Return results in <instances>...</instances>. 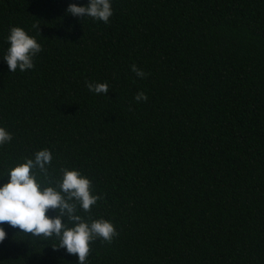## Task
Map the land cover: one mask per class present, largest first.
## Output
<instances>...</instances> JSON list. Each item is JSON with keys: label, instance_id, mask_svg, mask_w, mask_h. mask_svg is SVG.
Returning a JSON list of instances; mask_svg holds the SVG:
<instances>
[{"label": "trees", "instance_id": "16d2710c", "mask_svg": "<svg viewBox=\"0 0 264 264\" xmlns=\"http://www.w3.org/2000/svg\"><path fill=\"white\" fill-rule=\"evenodd\" d=\"M73 2L0 0V52L11 26L42 45L32 70L0 60V172L48 148L49 180H91L102 198L80 214L117 235L88 264H264V0H112L108 24L66 14ZM5 231L0 264H76Z\"/></svg>", "mask_w": 264, "mask_h": 264}, {"label": "clouds", "instance_id": "9594fccd", "mask_svg": "<svg viewBox=\"0 0 264 264\" xmlns=\"http://www.w3.org/2000/svg\"><path fill=\"white\" fill-rule=\"evenodd\" d=\"M65 13L81 18H91L108 24L113 15L112 0H86L84 4L69 3ZM32 29L38 34V25ZM7 45L0 52V60L7 66L8 73L24 72L34 68V61L42 51L36 37L18 26H11L3 37ZM139 79L146 73L135 64L129 69ZM90 93L104 95L109 90L105 82H85ZM133 99L141 102L147 99L138 91ZM12 140L7 128L0 126V147ZM52 153L48 148L33 152L7 170L0 172V243L7 235L5 223L19 233L30 234L40 240H56L53 251L63 249L67 254H75L76 264H88L90 245L99 239L111 242L117 235L115 226L103 217H84L102 197L92 191L91 180L74 168L61 167L56 177H51L49 166ZM45 178L43 181L38 179Z\"/></svg>", "mask_w": 264, "mask_h": 264}]
</instances>
